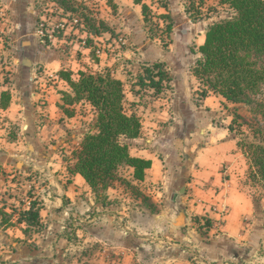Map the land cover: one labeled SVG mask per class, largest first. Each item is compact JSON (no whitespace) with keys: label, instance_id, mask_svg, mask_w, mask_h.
I'll return each mask as SVG.
<instances>
[{"label":"crops","instance_id":"crops-1","mask_svg":"<svg viewBox=\"0 0 264 264\" xmlns=\"http://www.w3.org/2000/svg\"><path fill=\"white\" fill-rule=\"evenodd\" d=\"M144 1L151 6V0ZM169 1L167 13L173 16L174 0ZM113 3L118 11L108 25L118 37L67 25L60 36L48 30L47 43L38 23L51 18L36 0H0V58L11 77V87L0 80V97L10 89L8 105L0 107V264H64L65 255L88 249L93 257H104L105 264L151 256L156 257L151 264H264V196L248 187V159L232 129V108L226 107L231 102L215 94L199 98L200 83L184 58L179 70L169 73L170 88L161 93L140 88L136 82L143 66L164 62L170 69L174 54L148 36L140 4ZM214 22L208 17L203 28L183 30L184 37L193 36L200 46ZM78 32L76 39L69 37ZM180 43L175 41L178 47ZM106 68L123 82L125 108L142 123L139 137L121 140L132 156L152 161L143 180L134 178L131 167L122 169L155 210L139 197L120 195L127 189L118 183L108 189L107 204L97 202L84 177L73 171L76 160L60 153V141L45 147L60 133L46 134L48 124L37 127L38 109L44 108L35 103L39 97L49 99L46 108L60 110L58 85L42 83L48 74L71 92L60 71L78 80L80 71L97 74ZM19 97L31 101L23 103L24 111ZM78 104L93 113L92 122L78 128L84 133L76 137L81 144L87 132L95 131L97 112L86 100ZM10 124L21 126L14 139ZM36 199L43 205L42 226L18 222L16 211L28 209ZM86 214L88 220L82 216ZM197 216L211 218L207 232L196 225ZM68 224L76 226L75 239L64 234Z\"/></svg>","mask_w":264,"mask_h":264},{"label":"trees","instance_id":"trees-1","mask_svg":"<svg viewBox=\"0 0 264 264\" xmlns=\"http://www.w3.org/2000/svg\"><path fill=\"white\" fill-rule=\"evenodd\" d=\"M58 8L75 11L70 8V0H51ZM206 0H192V5L201 7ZM226 5L232 15L210 25L205 33V41L199 46L201 57L192 68L200 86L198 97L211 94L220 95L231 103L254 105L252 112L257 117L256 124L251 125L252 139L238 142L239 148L248 159L249 170L264 184V0H217ZM142 7L145 22L149 20L151 6L144 0H135ZM168 9V5L163 6ZM162 18H171L170 14H161ZM87 23L92 19L86 17ZM101 26L105 28L102 21ZM171 31L172 24L166 26ZM99 35L101 30H90ZM61 35V34H56ZM49 43V39L45 38ZM60 76L68 82L71 92L64 93V101L70 105L86 100L96 112L95 131L87 132L76 152L77 160L73 168L87 181L97 197V202L108 203L107 191L117 179V172L122 167L133 169V176L143 180L146 169L151 167L150 159L134 157L129 147L121 138L140 136L142 123L136 114H128L124 106L125 90L120 79L115 78L109 69L93 74L79 72V79L74 80L70 72L60 71ZM171 76L163 62L143 66L137 77L140 88L150 87L156 93L170 88ZM259 97H262L261 99ZM10 93L3 91L0 107H6ZM66 109V108H64ZM66 113L72 115V112ZM233 129V128H232ZM102 199V200H101ZM151 199L142 198L143 202ZM101 200V201H100ZM152 202V201H151ZM151 204L154 205L152 202ZM40 201L32 200L28 209L16 211L18 222H25L32 227H41ZM15 211V210H13ZM3 219H5L4 212ZM201 220L203 221L202 223ZM199 229L207 232L212 220L209 217H195Z\"/></svg>","mask_w":264,"mask_h":264},{"label":"rangeland","instance_id":"rangeland-1","mask_svg":"<svg viewBox=\"0 0 264 264\" xmlns=\"http://www.w3.org/2000/svg\"><path fill=\"white\" fill-rule=\"evenodd\" d=\"M151 12L149 13V20L146 23V28L148 31V36L151 39H155L160 45H162L166 50L172 51L173 56L171 58V64L172 68H168L167 64H165V69L170 73H174V71H178L179 68L177 65L181 63V58H184V62H186L185 65L190 66L191 63V70L193 66L195 65L196 61L201 57V53L199 52V45L196 43V40H194L193 36H190L188 39L184 37V31L183 30H194L195 27L203 28V21L206 20L208 17L214 18L215 21H219L225 18H228L232 15V10L226 6V5H220L218 4L217 0H208L205 2L201 7L197 8L198 6L192 5V0H174L173 2V9L172 12H174V15H170L171 18L164 19L162 18L161 14H168L167 11L170 7V1L169 0H151ZM38 7L44 12L47 16H49L51 19H48V23H44V28L47 30H51L54 35L56 34H63L64 30L66 29L67 25L69 26L68 29H71V27H77L78 30H93L98 29L102 31V34L105 33V31H110L113 33V36L118 37V34H115V31L111 29V27L108 25V22L111 21L112 15H116L117 13V7L116 4L113 3V0H70L69 1V7L73 8L75 11H64L62 14H58L57 5L54 4L51 0H36ZM108 8L106 10L105 6ZM168 5V9H165L163 6ZM115 5V7H114ZM165 9V10H164ZM159 10H161V13H158ZM113 12V13H112ZM170 12V10H169ZM109 13V14H108ZM61 15V16H60ZM108 16H111L110 20L107 19ZM86 17H89L92 19L91 22L86 23L84 20ZM54 20V21H52ZM109 20V21H108ZM104 22L105 28L101 26V22ZM172 24L171 31H167L166 26L167 24ZM82 24V25H81ZM40 22L38 23V29L40 28ZM81 33L78 32L77 35L73 36L70 35L69 37L77 38ZM84 36H87L86 34H83ZM43 38H48L50 40V37L47 33H44V35H41ZM60 36V35H58ZM86 39V37H85ZM105 40V39H104ZM175 41L181 42L180 47L175 45ZM94 43V39L92 40ZM4 60V59H3ZM0 58V80H2L3 83L7 84L11 87V77L10 72L5 68V63ZM4 63V64H3ZM190 63V64H189ZM176 67V68H175ZM103 72V71H102ZM90 73V72H88ZM56 79L48 74V77L45 78L42 83L53 84L58 85V88L55 89L58 93H60V101H58V106L60 109L59 111H51V108H46L48 106L49 99L47 100L45 97H39L35 101V103H40L41 106H44V108L38 109V122L37 127L42 128L45 124H48V132L46 134H50L51 132H54V130L60 135L58 138L53 139L54 141L50 140V145H46L45 147L47 149L51 148V146H57V141H60L58 144V149L61 151V154H65L66 157L77 160V154L76 152L80 148V139L76 137H82L84 133H78V128L81 126V128H84L85 125H88L90 122H92L93 119V113L89 108H84L82 105L80 106L76 102L72 105L69 103H66L64 101V93L67 92L64 89H62V86H59V84H54V81ZM7 88V87H6ZM6 92H10V89H5ZM27 96L30 98V95L27 94ZM260 99L262 97H259ZM18 102L20 103V107H22L24 111L23 103L27 102L28 104L31 101L22 102V98L19 97ZM125 106V105H124ZM227 108H232L231 113L234 120L233 130L236 135V138L238 142H246L252 139V131H251V125L256 124L257 117L252 112V108H255L254 105H246L243 103H230L229 105H226ZM68 109V112H72V115H69L65 112L66 109ZM126 112H130V107L127 106ZM31 110V109H30ZM130 114V113H128ZM70 118L69 120H67ZM45 119V120H44ZM48 120L50 121L48 123ZM72 120V121H71ZM23 122L25 120L23 119ZM23 122H21L23 124ZM67 123L72 126L69 127ZM18 129H21L20 125H13L10 124L8 127L9 130V136L10 139H14ZM30 130V127H29ZM25 131H27L25 129ZM30 133V131H27ZM26 142V141H25ZM240 149V148H239ZM241 150V149H240ZM242 151V150H241ZM247 160V158H246ZM248 162V161H246ZM248 165V175H247V183L249 184V189L254 192V194L258 197L264 196V184L260 181L259 178L256 176H253L249 170V164ZM3 170H6V168H3ZM5 172V171H4ZM9 172V171H8ZM10 174V173H6ZM36 174V173H35ZM127 172L124 171V169H121L117 172L116 176L117 179L114 180L111 187H115V183H118V185H121L122 187L125 186L127 189L126 192H122L120 195H126L132 196L134 198L139 197L142 199L145 194H143L140 191V186L131 184L127 178L125 177ZM46 177H44L45 179ZM46 180V179H45ZM43 178L42 181L43 182ZM20 183V182H19ZM27 188V187H26ZM110 189V188H109ZM25 190V189H24ZM27 190V189H26ZM107 194V193H106ZM95 195V193H94ZM108 196V195H107ZM95 199L97 201V197L95 195ZM102 200V199H101ZM100 200V201H101ZM147 204V206L153 210H155V205L151 204L152 202L148 199L144 202ZM15 210V209H14ZM16 211V210H15ZM12 211V212H15ZM83 217L88 220L86 215H82ZM196 222V221H195ZM203 221L201 220L200 223ZM73 224V223H72ZM68 224L64 234L70 237L71 239L76 238V226ZM199 223H196L198 226ZM37 228V227H36ZM151 251H153L151 249ZM72 255H65V261L64 264H105L106 260L104 257H93V254L90 253V250H86L82 252H75ZM155 256H151L150 258L145 257L144 259H139L138 261H135L131 263V260L128 264H147V263H153V260L155 259ZM193 264H197L195 260H192Z\"/></svg>","mask_w":264,"mask_h":264},{"label":"built area","instance_id":"built-area-1","mask_svg":"<svg viewBox=\"0 0 264 264\" xmlns=\"http://www.w3.org/2000/svg\"><path fill=\"white\" fill-rule=\"evenodd\" d=\"M47 20L46 19H40V28L38 29V32L41 34V35H44V33H47L48 35L50 34V31H48L47 29H45L44 27V23H46ZM53 33H54V30H53ZM223 212H226V209L225 208H222Z\"/></svg>","mask_w":264,"mask_h":264},{"label":"water","instance_id":"water-1","mask_svg":"<svg viewBox=\"0 0 264 264\" xmlns=\"http://www.w3.org/2000/svg\"><path fill=\"white\" fill-rule=\"evenodd\" d=\"M27 128H28V124L25 125V129H27ZM178 221H179V219H178ZM179 223H180V222H178V224H179Z\"/></svg>","mask_w":264,"mask_h":264}]
</instances>
